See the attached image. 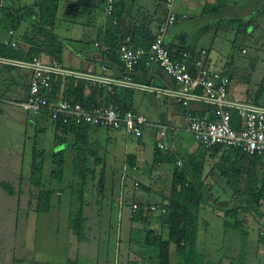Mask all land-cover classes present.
<instances>
[{
    "label": "trees",
    "instance_id": "obj_1",
    "mask_svg": "<svg viewBox=\"0 0 264 264\" xmlns=\"http://www.w3.org/2000/svg\"><path fill=\"white\" fill-rule=\"evenodd\" d=\"M126 1L114 0L112 13L109 17H106L105 29L99 35L103 44L102 47L108 48L106 51L100 50L101 65L105 67L112 65L123 69L117 49L125 39L120 42L119 27L126 10ZM58 3L59 0H37L36 14L31 15V13H28L30 18H25L23 16L25 8H16L10 0H0V58L19 61H31L33 58L56 59L62 63V43L59 42V38L54 33ZM254 3H257V0H245L230 5L229 12H226L228 17L221 19L220 23L226 22L230 26L237 25L239 29L250 26L254 14L259 12L258 10H250L251 4L254 6ZM224 5L226 6L225 3ZM162 17H164V6ZM154 36L155 34L152 36L145 31L144 33L135 32L132 37H129L131 45L148 48L154 40ZM11 41L16 42L17 46L12 47L10 45ZM166 49L172 55L178 52V49H174L172 46H166ZM143 63L144 61L141 64ZM19 74L22 75V78H27V83L21 85L22 89H26L27 92L28 72L16 66L0 63V77H4L7 85H20ZM230 80L232 79L230 78ZM86 84L91 85V93L89 96L84 97L83 90ZM131 93L132 90L129 89H115L113 98L122 111L132 110L127 100L128 95H131ZM263 93L264 79L253 100L240 99L264 105V101L260 99ZM49 94L50 98L67 99L71 102H79L84 106H98V104L105 103L111 97L98 84L76 80L71 77H54L51 81ZM42 115L48 116L47 114ZM54 126V144L57 147L60 145L67 146L65 149L50 153L51 168L48 172L49 181L46 184H44L43 177L46 153L44 150L39 152L35 150L29 178L35 190L29 192L31 198L28 200V209L37 214L48 213L51 210L55 193L58 192L59 195L61 193L51 188L50 182H63L66 152L72 150L71 171L73 177L79 179L77 190L72 189V194L77 195L81 209L77 214L69 213L66 225L69 233L75 237L76 242L80 243L86 240L85 224L87 220L82 215V210L86 204V192L90 197L89 191L93 192L96 188V196H103L108 192L107 197L109 198L115 194V182L107 179L106 168L103 164L104 157L95 156L87 150L89 146L87 132L95 127L60 125L58 123H55ZM70 134L74 137L72 145L67 140ZM208 158L215 160L213 168L227 179V184L233 191V197H239L242 200L236 203V207L232 209V215H234L236 223L240 213L260 214L263 211L264 155H247L240 150L224 148L219 145L207 149L198 145L196 152L183 157L180 167L176 165L175 161V166L180 170L174 172L175 178L168 194L162 200L153 204L135 203L137 205L135 210L132 209L134 204L131 205L132 212L130 213L129 222L137 225L138 228L134 227L130 231L127 243L129 248H132V252H130V258L125 264H196L197 237L200 228L199 213L203 208L205 193L203 174ZM99 166L101 168L98 171ZM96 174H98L97 181ZM108 180L110 181L109 186ZM137 184L139 187V183ZM124 186L126 188L127 185L123 180L121 188L123 189ZM0 187L8 196H13L16 193L13 185L8 182L2 181ZM19 191L22 190L19 189ZM152 205L161 207L164 212L150 211L149 208ZM118 208H120L119 204ZM229 211L227 210L226 213H229ZM103 221L98 220L99 226ZM105 224L111 227L109 219L105 221ZM139 233L143 234L142 237ZM118 243H121L120 239ZM67 264H77V260L69 259Z\"/></svg>",
    "mask_w": 264,
    "mask_h": 264
},
{
    "label": "crops",
    "instance_id": "obj_2",
    "mask_svg": "<svg viewBox=\"0 0 264 264\" xmlns=\"http://www.w3.org/2000/svg\"><path fill=\"white\" fill-rule=\"evenodd\" d=\"M243 1L245 0H176L175 8L177 21L167 29L164 40L165 47L172 46L174 49H178V51H187L191 57L199 55L200 51L204 50L206 52L205 63L210 68L208 50L205 47L197 46L199 44V38L196 36L197 33L193 35L192 31L189 30L190 27L193 26L191 22H197L199 19H202V17L211 19L217 17L216 22L220 23L221 19L228 17L226 12H229L230 5ZM10 2L16 8H25L23 12L25 18L28 17V13H31V15L36 14L37 0H10ZM104 7L105 0H59L56 20L57 18L61 19L66 25V29L73 31V38H65V40L78 44V50L75 51L74 60H71L73 51L65 50V48L63 50L62 48V55H67L69 63L72 61L76 63V65L71 66L65 64L62 60L66 68L109 77H119L125 73L121 67L112 65L106 66L104 72L100 70L102 63L100 49L103 44L99 35L105 29L107 22ZM60 10H62V18L59 16ZM162 16L163 0H127L126 10L121 18L119 27L120 42L126 36L132 37L135 32L144 33L147 31L153 36L157 30V26L163 18ZM55 28L56 23L54 26V33ZM56 36L58 37L57 34ZM21 76V74L18 75L20 85L10 84V86L0 87L2 88L0 89V101L6 104L7 102L3 99V90H12L14 87L16 91H13L17 92L16 98L14 102L11 100L9 104H15L24 99L26 96V89H22V86L23 83H27V78H22ZM132 78L135 81L154 87L179 88V86L155 64L145 65V63H143L138 65L132 72ZM2 82L6 83L4 77H0V86ZM90 86L91 85L88 84L84 86V97L90 95ZM18 87L19 90L17 89ZM137 93H139V95H137ZM127 100L133 111L144 115L147 119L148 124L144 127L142 136L134 138L126 136L123 130L92 128L87 132V140L89 142L87 150L95 156L104 157L103 164L106 168L107 179L113 180L120 185L119 189H116L114 196L111 195L109 198L112 203L119 204L122 216V210H124L125 206L128 207L130 212L127 213L126 218L129 219L130 213L132 212V204L157 203L168 194L170 186L175 178L174 172L180 170L175 166V161L176 163L178 161L182 162L183 157L189 156L197 151L198 145L194 141L192 135V143H187L183 138L185 134L190 133L186 130L184 121L185 108L180 104L172 103L151 93L134 90H132L131 95H128ZM102 104L104 103L98 105ZM189 109L194 114L212 117V111L209 106L191 103ZM26 114L29 115L27 112ZM34 118L50 119L49 116L44 115H35ZM161 126L166 127V135L163 138L159 136ZM51 127L53 132H55V126L52 121ZM67 140H70L69 143L72 145V141L74 140L73 135L70 134ZM158 142H162L166 149H159L157 147ZM66 146L67 145H60L57 150V146L54 144L51 153L53 151L56 152L65 149ZM116 150L119 151L117 155ZM66 153L69 164L71 165V156L73 152L72 150H68ZM210 161L215 160L210 158L207 159L203 174V184L205 188L207 187L206 189L210 190L211 194V188L214 187L215 180L218 179V174L213 168L214 164H210ZM118 163L119 166H111L112 164ZM171 165H173V168ZM97 170L99 171L98 168ZM130 178L133 179L131 183L132 198H129L125 186L123 189L121 188V182L123 180L127 182ZM135 182L139 183V187L135 188ZM116 192H118L117 195ZM59 196L58 192L54 195L57 199ZM86 198L89 199L90 197L86 196ZM232 198L233 200L229 201L231 205L236 204L237 200L240 199L239 197ZM28 200L29 199H27V201ZM89 201H87V203L85 202L86 204L82 210V215L87 220L85 224L86 240L80 243L76 242L75 237L67 230L72 240V242L69 241L66 247L69 250L62 253L63 256L60 257L59 255L58 258H53V263L67 264V260L69 259H76L77 264H88L89 262L97 264L99 261V252L101 250L100 236H108L110 232H112V229L107 225H103L104 227L99 226L98 220H108V211L112 209L109 208L108 205L97 209V207L93 205L94 201L91 199H89ZM59 203L60 201H58L57 206L53 204L51 210H57L56 212H58ZM230 203L219 202V207L224 209V211L221 210L215 213L216 216L222 217L223 227H226L227 231L232 230L233 233L229 232L228 234L229 238L234 241L239 240L242 243L244 242V245L251 244L256 250L264 254V212L261 211L260 214L252 212L240 213L237 217L238 222L236 223L234 215L226 213L227 210H230V207L228 208ZM77 204L76 206L72 205L70 212L73 214H77L81 209L80 204ZM101 204H104V202H101ZM206 204H208V202L204 198L203 207ZM203 210H200L199 217L200 221L202 220V222H205L203 219L204 215H202ZM96 217L98 218L97 221H93ZM204 224H206V222ZM129 225V230L131 231V228L133 225L135 227V224L131 226L129 222ZM235 230L239 231L240 235H238ZM129 235L127 241L129 240ZM72 238H74V240ZM114 241L115 244L113 250H111L113 254L111 257H107V264H125L130 258L132 248L130 249L127 243L125 249H121V243H118L119 239L117 234ZM106 251L108 250L106 249L105 252ZM47 260L48 259L45 261ZM234 263L245 264L242 261H235ZM254 264H264V259L256 261Z\"/></svg>",
    "mask_w": 264,
    "mask_h": 264
},
{
    "label": "rangeland",
    "instance_id": "obj_3",
    "mask_svg": "<svg viewBox=\"0 0 264 264\" xmlns=\"http://www.w3.org/2000/svg\"><path fill=\"white\" fill-rule=\"evenodd\" d=\"M263 4L264 0H257L254 6L251 4L250 10L259 12L254 14L250 26L246 28L239 29L237 25L230 26L226 22H216L217 17L212 19L202 17L197 22H191L193 26L189 29L193 35L197 33L196 36L199 38L197 46L205 47L208 50L210 68L226 73L232 79L231 94L247 100H253L264 79ZM59 12V16L62 18V10ZM72 32L66 29V25L61 19L57 18L55 33L58 35L59 42L62 43L63 50L65 48V50L73 51L71 60H74L78 44L65 40V38H73ZM67 59L66 54L62 55L65 64L76 65L75 61L69 63ZM5 84L2 82L0 87L7 86ZM15 89V87L12 90L4 89L3 99L7 103L0 101V183L8 182L16 190L13 196H8L0 187V264H55L52 261L53 258H58L59 255L63 256L62 253L69 250L66 248L69 241L72 242L67 233L66 224L72 205H78V197L76 194H72V189L77 190L79 179L73 177L71 165L66 158L63 167V182H50L51 188L61 193L58 212L52 209L48 213L37 214L28 209L29 201L27 199L31 197L28 196L29 192L35 190L29 179L35 150L37 152L44 150L46 153L43 172L44 184H46L49 181L50 153L55 143V135L50 119H35V115H27L18 105L9 104L16 98L17 92L13 91ZM17 89L19 90V87ZM260 99L264 101V93ZM183 138L187 143L193 142L191 134H185ZM56 149L58 150V147ZM118 153L119 151L116 150V155ZM214 163L215 161H210V164ZM111 166H119V163ZM171 167L173 168V165ZM100 168L101 166L98 167V169ZM216 173L218 179L215 180V185L211 188V194L210 190L205 188L204 198L208 204L202 208V210L205 209L202 215H204L203 219L206 224L202 220L200 221L196 264H235V261L254 264L256 261L263 260L264 254L251 244L244 245V242L230 239L228 234L229 232L233 233L232 230L227 231L222 225V217L216 216V212L224 211L219 207V202L230 203L229 201L233 200V191L228 186L227 179L217 171ZM97 178L98 174H96V181ZM132 180L130 178L126 182V192L129 194V198H132L133 195ZM107 183L109 186L110 181L108 180ZM114 187L115 190L119 189L117 183H114ZM19 189L22 191L20 192ZM96 191V188L93 192L89 191L91 194L89 199L96 202L93 205L97 209L109 205V208L112 209L108 211L112 232L108 236H100L101 250L97 262V264H107V257H111L113 254L111 250L115 244L116 234L121 240V249H125L127 246L130 225L126 215L130 211L125 206L122 216L118 204H111V200L107 197L108 192L103 196H96ZM117 194L118 192H116ZM85 196H89L88 192ZM89 199L85 198L86 203ZM100 201L104 204H101ZM241 201L240 198L237 203ZM57 202V197H54L53 204L57 206ZM234 207L236 204L231 205L230 203L228 214L233 213ZM97 219L96 217L93 221H97ZM105 221L107 220L104 219L101 227L106 225ZM131 229H134V225ZM235 231L240 235L239 231ZM139 234L142 237L143 234ZM72 239L74 240V238ZM106 249L108 251L105 252ZM46 259L48 260L45 261ZM141 263L143 262L141 261ZM88 264L94 263L89 262Z\"/></svg>",
    "mask_w": 264,
    "mask_h": 264
},
{
    "label": "built area",
    "instance_id": "obj_4",
    "mask_svg": "<svg viewBox=\"0 0 264 264\" xmlns=\"http://www.w3.org/2000/svg\"><path fill=\"white\" fill-rule=\"evenodd\" d=\"M176 0H163L164 17L157 27L154 40L148 48L131 45L129 36L117 49L123 73L119 77H109L95 73L74 71L66 68L56 59L33 58L19 61L0 58L1 64H9L28 72V88L24 99L17 104L23 111L33 115L47 114L50 120L60 125H88L100 129L123 130L128 137L139 138L148 124L144 115L133 110L122 111L113 98L115 89L142 91L162 97L185 108L186 130L197 145L209 148L215 145L240 150L247 155H264V105L255 104L230 94L231 80L226 73L210 69L205 63L206 52L191 57L180 50L175 55L165 47V35L170 25L177 21ZM114 0H105L104 13L109 17ZM5 43H7L5 41ZM10 45L16 47V42ZM108 48L101 47V51ZM144 61L145 65H157L179 88L154 87L135 81L134 69ZM104 72L106 67L100 66ZM54 77H71L98 84L111 96L102 105L84 106L62 98H50L51 81ZM198 103L209 106L212 117L194 114L189 106ZM159 136L166 135V127L161 126ZM159 149H166L162 142ZM177 166H181L178 161ZM135 188L138 184H134ZM137 205H133L135 210ZM150 211L164 212L152 205ZM264 212V209H263Z\"/></svg>",
    "mask_w": 264,
    "mask_h": 264
}]
</instances>
